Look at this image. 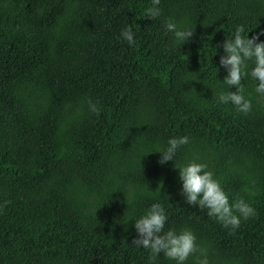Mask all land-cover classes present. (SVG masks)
Returning a JSON list of instances; mask_svg holds the SVG:
<instances>
[{"label": "trees", "instance_id": "16d2710c", "mask_svg": "<svg viewBox=\"0 0 264 264\" xmlns=\"http://www.w3.org/2000/svg\"><path fill=\"white\" fill-rule=\"evenodd\" d=\"M150 6L0 0V264H149L130 244L131 219L157 201L165 230L194 232L210 264H264V97L245 77L249 113L216 99L220 45L237 28L264 40V0H161L154 20ZM169 17L195 28L182 46L164 29ZM126 25L133 46L120 38ZM179 135L190 142L175 162L147 153ZM191 160L255 215L230 229L187 205L174 166Z\"/></svg>", "mask_w": 264, "mask_h": 264}, {"label": "clouds", "instance_id": "9594fccd", "mask_svg": "<svg viewBox=\"0 0 264 264\" xmlns=\"http://www.w3.org/2000/svg\"><path fill=\"white\" fill-rule=\"evenodd\" d=\"M161 0H151V6L145 9L144 16L155 19L161 15ZM164 29L171 33L173 42L182 46L193 36L195 28L177 21L171 17L166 18ZM120 38L129 46L135 44V33L132 27L126 25L120 31ZM224 54L219 58V64L223 66L226 75L218 82L224 87L216 97L221 104H232L238 112L247 114L252 110V101L245 94L247 80L250 77L255 93L264 97V40L258 39V34L249 37L248 32L243 33L237 28L230 37L222 42ZM215 53L217 46H214ZM217 78V73H215ZM242 78L246 83H242ZM235 86V90H229ZM89 110L99 114L100 109L94 103L89 102ZM187 135L169 137L166 145H155L150 152L161 154L160 163L174 161L178 149L188 144ZM178 169L181 181V196L187 205L197 206L200 210H207V215L214 218L223 227L236 229L242 220L255 215L254 207L245 199L232 198L225 191L220 180L214 173L207 170V164L191 160L184 164L174 166ZM123 191L128 208L134 207L135 187L127 185ZM127 208V209H128ZM133 228L136 236L130 243L137 248L148 250L149 264L157 256L171 260L174 264H185L189 257H193L195 264H210L207 249L198 243L194 232L188 228L179 231L172 228L165 230L168 214L160 202L151 203L148 208L138 216H133Z\"/></svg>", "mask_w": 264, "mask_h": 264}]
</instances>
